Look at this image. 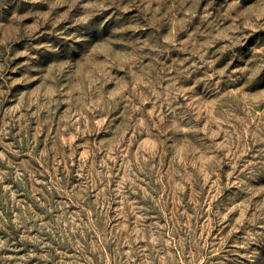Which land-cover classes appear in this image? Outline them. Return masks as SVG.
Returning <instances> with one entry per match:
<instances>
[{
	"label": "rangeland",
	"instance_id": "374dc122",
	"mask_svg": "<svg viewBox=\"0 0 264 264\" xmlns=\"http://www.w3.org/2000/svg\"><path fill=\"white\" fill-rule=\"evenodd\" d=\"M0 264H264V0H0Z\"/></svg>",
	"mask_w": 264,
	"mask_h": 264
}]
</instances>
